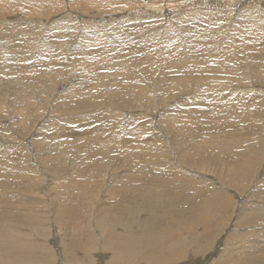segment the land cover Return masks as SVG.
Returning <instances> with one entry per match:
<instances>
[{"label":"rangeland","instance_id":"obj_1","mask_svg":"<svg viewBox=\"0 0 264 264\" xmlns=\"http://www.w3.org/2000/svg\"><path fill=\"white\" fill-rule=\"evenodd\" d=\"M5 1L7 3L0 1V28L4 26L6 27L5 29L9 31L5 32L6 35L15 34L19 36L20 39L18 42L24 41L26 39L27 34H25V32L29 23L31 22L33 24L35 18L40 19L37 15H35V10L39 9L38 12H42V18L48 19L47 22L49 19H52L50 22H53L54 19L63 18L62 21L65 23V25L73 26L65 28L61 27L59 24H56L57 27H52L49 29L51 33L60 34L61 32L71 34L79 33V30L81 33L80 35H82L85 31L89 33L90 31H93V29L95 30V28H97L102 34L101 36H98L99 41L94 44H96L97 47H99L98 45H101V48L104 50L105 45L109 40H111V43L113 46H115L114 49L117 51L114 52L107 50L104 51L105 53L103 52L107 56L101 57L105 67H101L102 72L100 73H109V75H115V73H117L115 75L116 78L118 77V79H121L124 74L132 72L135 70V68L132 64L128 63L124 67H119V65H116V62L123 57H127L128 59L129 56L133 54V52L136 54V52L140 51L142 48H148L152 56L151 60L155 67V73L169 71L170 75L166 79V83L164 84L165 86H157L155 84V91H153L152 85H148V83H146L147 86L144 88L148 91L145 90L146 97L140 106L135 109H131L128 112L118 110L114 116H111V112L105 109L103 111L85 112L78 111L77 109L60 112L55 110V113L58 112V117L52 119L49 118L48 120L43 121V124L40 127H35V124L30 123L29 127L32 129H26L24 127L26 123H10L11 121L8 118L9 112L7 114V111H5V109L8 108V105H2L4 107V117L0 118V152L3 153L6 151V153L4 157L0 156V163L8 160L14 161L16 163H25L28 165V172L24 171V168H26L25 166H21L20 168H16L17 170L14 169L15 176L8 177V170L1 166L0 202L4 201L1 204L6 206V208L8 206V209L13 211H21L22 208L25 207L27 209L28 207L29 211L24 209V211H22L27 212L30 215L41 217L42 221L40 225H37L38 227H34L32 230L28 231V233L23 232L22 229H17V232L25 237L26 243L31 244L29 246H33L34 244L41 245L42 249L36 251L40 256L38 263L48 264L50 262H54L55 264H60V259H58L57 243L61 244L67 239V235L64 233L66 228L64 229L63 226L59 227V225L53 222V206L55 205V201L52 197H56L55 194L58 195L57 191L54 190L53 185L56 183L58 184V180L56 181V178L58 177H55V175L51 173V170H49L50 175H43L40 172L41 169H45L46 166L51 169V166L48 165V161H43V159L47 160L50 149L40 148L39 143L44 142L48 138L69 137L68 133H74L76 135L78 133L80 134L81 131H79L77 128L73 129L74 124H80L83 126L86 122L90 123L92 121H96L99 127L101 125H109V130L110 128L113 129L111 130V136H103L101 138H98L97 136H91L95 140L94 143L111 142L112 147L110 144L109 147H111L110 149L112 151L109 149L110 152L107 154L108 150H95L94 161L101 162V154L105 152L107 154L105 160H107L109 164L113 165V167L117 169L116 170L114 168L115 170L110 171V173H117L118 176L113 178V181H110V186L108 187L106 186L104 179L103 181L101 180L102 182H100V179L106 178L108 174H104V176H102L101 174L92 172L88 180L90 182L98 181L100 184L99 189H97L98 191H96V196L94 195L92 200L91 194L85 195V200H81V202L78 203H81V206L84 207V209L78 204H75V206L79 207L78 210L82 211V214L79 218L80 222L82 224L85 222L83 225L85 227V231H88V234L94 240L92 245L91 243L88 244L89 241H85V246L81 249V251L78 252L80 256H85V264H105L107 259L112 257L113 250H108L103 246V239L104 236L106 238L105 233L109 228L105 224V220L102 222L96 218L95 213L96 209L106 205L105 202L109 200L112 191L110 188L114 181L116 184L121 186L125 183V180L119 178V174L121 172L125 170H128L132 173L138 172L140 176V185L143 189H147L148 187L155 188V183L160 184L161 186L164 185L163 188H157L161 190L155 189V195L157 192H162L160 194H162V196L165 195L163 198H167V202L162 204L161 207L157 208L156 214L158 215L162 213L171 200L173 201L176 199L172 195H168V197H172V199L167 197L165 188H167L166 186H168V184L164 183L165 181L163 178L165 177H163L162 174H159L160 170H157L156 172L151 168L150 172L147 169H139L134 161H125L126 159H123L121 163L115 162V160L120 162V159H122V151L120 150L119 145L122 142H128V139L131 138V136H129L130 134H128L126 131L134 127H137L138 134L136 133L137 136L133 135V137L130 139L131 145L133 142L137 144V140H147L154 136L152 139L157 141V143L151 146L154 148L155 153L159 155V160L157 162H162L165 160H162L161 158V154L164 152L165 154H169L170 157L175 156L179 158L181 161L183 158L182 155H185L187 151L191 155V164L183 167L182 173H184L183 175H185V178L188 182H192L191 186H201L206 191H223L231 200V205H233V213H241L237 225L232 226L231 224L230 226H226L223 231H221L219 236H215L212 239V247L209 250L205 251L204 253H197L196 255L192 256L193 263L191 264H219V260L221 258L223 259H221L220 264H226L228 257L224 251L223 236L228 235L229 231L226 233L225 231H227L229 227L234 229L228 235L227 241L232 242L231 246L235 248V251L238 252L236 249H238V247L241 245H239L240 242H238L237 239L231 240V237L236 233L243 234L241 236V240H248L258 248V250H248L251 258L254 261L264 264V223H254L251 219L252 217L248 218L252 209L258 207L257 200H259V197L257 198L254 195L264 194V186L259 185V182L264 181V82L258 79L259 73L257 71L252 73L249 71L250 69L247 70L246 68L245 70L238 71L235 69V65L232 63L234 59H241L244 62L247 61L248 59H244V56L247 55L250 59H253L254 68L257 69L260 64H256L254 61L258 60L259 58H264V49L255 48L260 47V42L258 40H252L251 47L254 48H252L250 51H244L242 53L240 52L239 38L242 33L236 26L237 19H246L257 16L259 14L258 8H242L239 18H237L236 16L241 9L240 6L246 4L248 1L238 2L239 5L235 6L234 8L232 7L233 5L231 3L230 4L232 6H227L225 4L227 0H210L213 4H216V6L223 4V6L219 9H212L214 6L211 8L206 0H123V2H117L116 0H91L92 4H90L88 0H56L55 7L51 4H45L44 0H38L39 5L35 8V10H33L32 6L30 5L31 0ZM258 1L264 10V0ZM7 6H10L11 8ZM84 6H93L95 10L100 12L97 14L96 12L90 14V11L84 10ZM4 7L10 10L2 11V8ZM69 17H72V19ZM79 18L86 22L85 24L79 23L76 26L74 19L79 20ZM244 23L249 24V22ZM98 24H101L100 26H102V28H100ZM139 26H141L140 28L149 32L152 31L149 39L143 42L144 44L140 43V41L137 42V35L134 34L136 31H138L137 28ZM87 27L88 30L86 29ZM246 27L250 26L247 25ZM246 27H243V29ZM111 29L114 30V32ZM208 33L209 36L211 35L210 38L206 36ZM143 39L145 38H142L141 40ZM69 43L74 47L73 51H76L78 40H76L75 37H72L69 39ZM118 44L119 46L117 48ZM191 45L192 49L190 51ZM66 47L69 48L68 46ZM138 47H141V49H138ZM133 49L134 51H132ZM187 49V53L189 51L190 52L187 54V56L183 57L182 53ZM44 51V44L41 41H37L23 47L22 55L29 57L28 63L29 67H32H30L31 69L35 67L39 68L40 65L41 68L51 65L65 66V64H63V59L66 58V52H58L56 54L59 59L57 58L55 62L58 61L59 63L57 62L56 64L54 61H50L51 65H48L47 63H38V66L37 62L35 61L37 53L39 54L40 58H37L36 60L43 61L44 58H41L44 55ZM119 53H123V55L116 62L112 63L111 58L115 54L119 55ZM97 59L98 58H96V60ZM171 59L175 61L174 65L171 64ZM100 60L93 67L88 68L85 72H75L67 75L66 77L64 76V73L67 67H57L59 76L64 78L62 81L64 89L72 84L78 85L80 82L78 86L84 90L85 94H93L95 91L92 90L90 92V89H92L90 83H92L93 87L96 85L97 76L100 74L97 71V68L100 65ZM108 60H110L109 63L107 62ZM129 66H131V68H129ZM17 68L18 69L12 70L13 76H17L20 69L23 70L21 67ZM176 68L179 70H176ZM198 68L201 71H199ZM196 70L198 73H196ZM177 71H180V75L177 74ZM207 71L215 73V77L220 76L222 78H228L227 74L237 76V82L233 79L223 81L224 87L220 85L219 87H216L218 93L214 92L213 88L207 84L202 90L192 92L190 88H186L185 90L183 89L182 91V89L177 87L175 83L173 85L170 83L171 79L181 77L182 74L186 77H196L195 75L198 76L204 72L207 73ZM110 81L113 83L115 80H111L110 76ZM170 91H172V93L168 94ZM211 95H222L224 98H227V100H229L227 102L228 107H238L240 104H244L245 106L249 104V106H252L250 105L251 102L253 105L263 103V109L261 106H257L256 109L259 112L257 113V119L255 118L247 122L241 121L240 123H236V126L233 122H230L231 120L229 121L230 124L224 121V118L226 119V117H222V109L224 108L223 106L212 110L206 105V103L209 101L208 98ZM252 99L254 102H252ZM43 104L44 103L38 104L40 106V111L38 112H43L44 109L46 111L49 110L50 106L52 105V101L51 103L49 101L48 105L42 106ZM250 110L253 111V109ZM76 116H80V118L75 120ZM169 118L171 119L170 123L165 125L169 122ZM183 118H185L184 123L186 126H184L181 121H179ZM31 119H38L35 112L34 118L32 116ZM118 120L120 123H118ZM61 122L64 123L66 127H60L62 124ZM190 124L192 125L191 129L189 127ZM212 125L213 127L211 128ZM228 126L229 128H227ZM92 128L94 127L86 128L85 133H91ZM210 128L211 130L209 131ZM167 129L173 130L175 134H172ZM104 130H106L104 135H108L107 133H109V131H107V129ZM35 131H41L42 134H38ZM33 133H35V135H33ZM255 133H258L260 137H255ZM177 134H179V136H185L186 138L189 137L191 139L190 143L193 144H190L189 142H185L182 145L180 143L172 144L170 139L173 138L170 136L174 135L175 137ZM200 137L202 139H200ZM188 144L190 146H187ZM213 145H217V147L220 148H229V151L231 148L237 149V151L249 149V157L251 160L255 161L256 165L255 178L253 179L250 176L247 180H245V182L235 180L232 178L231 171L228 168V162L226 160L220 159L219 157L218 160L220 162L212 161L210 163L203 164V162H201V160L197 157L202 153V150L206 146H211L210 154L217 155V152L213 151ZM181 146H183V149ZM135 148L137 149H134V151H139L140 147ZM215 149L217 148L215 147ZM86 151V149L84 150L82 148H72L69 150L67 152L65 163L58 165L62 170L59 173H76V175H78L81 172L82 162L86 163L83 166L90 164V157L87 156V154L92 153ZM137 153L139 154V152ZM208 160L209 159L205 161ZM154 161L155 158L150 162ZM170 163L172 166H174L172 160ZM70 164H72L71 167L69 166ZM16 171L22 172L23 176H20V174H18ZM16 175L19 177L17 178ZM174 176L179 178L182 175L180 176V174H174ZM77 181H80V179L78 178ZM75 182L76 180H73L70 184H75ZM241 183H243V185H240ZM61 186L63 187L62 184H60L59 187L62 188ZM169 188V191L167 190L168 194L171 192ZM190 190L191 189H188L187 193H189ZM251 194L253 196H251ZM50 198L53 199H51V202ZM148 199H144L142 203H147L148 205L153 206L158 205L155 203L156 200L155 197H153V194L151 195V198ZM168 199L171 200L169 201ZM85 201H88L89 203L86 202L85 204ZM47 203L51 206V208ZM122 204L126 205V203ZM94 207L97 208L95 209ZM262 211L264 212V208ZM91 212L92 214H89ZM27 213L26 215H28ZM146 215H148V212L141 210L136 214V218H143ZM229 215L231 216V210ZM256 215L259 219H263V215L260 213V211H258ZM229 217L227 219H229ZM232 217L231 220H234L235 215H232ZM82 218L85 219L84 222ZM221 225L222 222H218L213 228L218 231L221 228ZM121 227L122 226H117V228L115 227L118 233ZM55 230H57V232ZM253 231H255L257 234ZM178 235L189 244L188 251H192V249L196 247L197 242L192 236L187 235L185 232H178ZM178 248L179 247L176 242H171L169 249L163 254H159L160 256L164 257L165 264H168V261L178 251ZM238 257L241 259L242 254L240 253ZM161 260L162 259H155V264H164L161 262ZM188 261H190L189 257L185 258L178 264H188Z\"/></svg>","mask_w":264,"mask_h":264},{"label":"bare ground","instance_id":"obj_2","mask_svg":"<svg viewBox=\"0 0 264 264\" xmlns=\"http://www.w3.org/2000/svg\"><path fill=\"white\" fill-rule=\"evenodd\" d=\"M0 1L7 3L5 0H0ZM116 1L123 2V0H116ZM206 1L208 2L211 8L214 6L212 9H219L220 7L223 6V4L216 6V4H213L210 0H206ZM243 1L244 2L248 1V2L240 6L241 9L236 16L237 18H239L242 8L243 9L258 8L259 14L251 18L237 19L236 26L238 30L242 33L239 38L240 52L242 53L244 51H250L252 48H254L251 47L252 40H258L260 42V47H255V48L264 49V10L263 7L260 5L259 1L258 0H232V1L227 0L225 4L227 6L232 4L233 6L232 5L231 6L235 8V6L239 5L238 2H243ZM88 2L92 4L91 0H88ZM44 3L54 5L55 7L56 0H44ZM30 5L32 6L33 10H35V8L39 5V2L38 0H31ZM7 7L11 8L10 6ZM9 10L10 9H6L5 7L2 8V11H9ZM84 10L90 11V14L95 12L97 14L98 12H100L98 10H95L93 6H84ZM38 11L39 9L35 10V15H37L40 19L35 18L33 24L31 22L29 23L25 32L27 36L24 41L18 42L20 37L15 34L6 35L5 32H7L8 30L5 29L6 28L5 26L0 28V50H1L0 118L4 117V113H3L4 107L2 105H8V108L5 109V111H7V114L9 112L8 118L11 121V122L9 121L10 123L13 122L26 123L24 127L26 129H32L31 127H29L30 123L35 124V127L36 126L40 127L42 126L43 121H46L49 118L52 119L58 117V112L70 111L72 109H77L78 111L81 112L103 111L105 109L111 112V116H114L116 114V111L118 110L128 112L131 109H135L139 107L140 104L145 99L146 89L144 87L147 86L146 83H148V85L149 84L152 85L153 86L152 89L153 91H155V84L157 86L164 85L166 83V79L170 76L169 71H166L167 73L166 72L155 73V67L152 64V60H151L152 56L149 49L148 48L141 49V47H138V49H141L140 51L136 52V54L135 52H133V54L129 56L128 59L127 57H123L119 59L123 55V53H119V55L115 54L111 58L112 63L116 62L119 59L116 62V65H119V67L120 66L124 67L126 66L127 63L132 64L135 70L128 73L129 75L124 74L123 77H121V79H118V77L116 78L115 76L117 73H115V75L112 74L109 75V73L105 74L104 72L100 73L102 72L101 67L102 66L105 67L102 62L103 59H101L102 56L103 57L107 56L106 54H104L105 53L104 51L107 50L114 52L117 51L114 49L115 46H113L111 40H109L108 43L105 45V50H104L101 48V45H98L99 47H97V45L94 44L97 41H99L98 36H101L102 34L101 31L97 28H95V30L93 29V31H90L89 33L87 31L85 32L83 31L84 33L82 35H80L81 33L79 30H78L79 33H71V34L61 33V32L60 34L51 33L49 29H51L52 27H57L56 24H59L61 27H65V28L67 27L69 28L73 26L65 25V23L62 21L63 18L54 19L53 22H50L52 19L51 20L49 19V21L47 22L48 19L42 18V12H38ZM69 18L72 19V17ZM77 19H74L76 26L79 23L85 24L86 22L81 18H79V20ZM244 22H249V24H245ZM100 25L98 24V26L102 28V26ZM247 25H249L250 27H246ZM140 27L141 26L137 28L138 31H136L134 34L137 35V42L140 41V43H143L149 39V37L152 34V31L149 32ZM243 27L246 28L243 29ZM86 29L88 30V27ZM112 31L114 32V30ZM206 36L209 38L211 37V35L209 36V33L206 34ZM72 37H75V39L78 40L76 51H73L74 47L71 46V44L69 43V39H71ZM142 38L145 39L141 40ZM37 41H41L44 44V49H45L44 55L41 58V59L44 58L43 61L36 60L37 58H40L39 54L37 53L35 61L37 62L38 66L39 64L42 63L45 64L47 63L48 65L49 64L51 65L50 61H54V63L57 64L58 61L55 62V60H57L58 58L56 54L58 52H66L65 54L66 58L63 59L64 62L62 61L63 64H65V66L51 65L41 68L40 65L39 68L35 67L31 69L32 67L30 66L31 67L30 68L28 63L29 57L23 56L22 50L23 47L28 46L31 43ZM66 46H68L69 48H67ZM118 46L119 44L117 45V48ZM191 49H192V45L190 46V51ZM132 51H134V49ZM187 51L188 49L182 53L183 57L187 56V54L190 52L189 51L187 53ZM96 58L98 59L96 60ZM244 59H248V60L245 62L241 59L233 60L232 63L235 65L234 66L235 69L240 71V70H245L246 68L247 70L250 69L249 71H251L252 73H254V71H257L259 73L258 79L264 82V58H259L258 60L254 61L256 64L261 65V66L259 65L257 69L254 68L252 58L250 59L247 55H245ZM99 60H100V65L98 66L97 71L100 74H98L97 76L96 85L93 87L92 83H90V85L92 86L90 92L92 90L95 91L93 94H85L84 90L80 88V86H78L80 82L78 83V85L72 84L69 85L66 89H64V86L62 85V81L64 78H61L59 76L57 67H65V68L67 67L64 73V76L66 77L67 75L75 72H85L88 68L93 67ZM107 62L109 63L110 60H108ZM170 62L172 65L175 64V61L173 59H171ZM8 63H12V64H8ZM17 67H21L23 70L20 69L18 71V75L13 76L12 70L18 69ZM129 68H131V66H129ZM176 70L179 69L176 68ZM179 73L180 71L179 72L177 71L178 75H180ZM196 73H198L197 70ZM214 75L215 73L208 71L207 73L204 72L198 76L195 75L196 77L194 76L186 77L185 75L183 76L182 74L181 77H176L174 79H171L170 83L171 85L175 83L177 87L182 89V91L183 89L185 90L186 88H190L192 92H197L202 90L207 84L211 88H213L214 92L218 93L216 87L217 86L219 87V85L224 87L223 81L228 79H233L234 81L237 82V76H232L231 74L229 75L227 74L228 78H222L220 76L215 77ZM110 76H111V80H115L113 83L110 81ZM235 85H239V84H235ZM170 93H172V91H170L168 94ZM208 100L209 101L206 103V105L212 110L220 106H223L224 107L222 109L223 115L222 113L221 115L222 117L223 116L226 117V119L224 118V121L229 123V121L231 120L230 122H233L235 125L236 123H240L241 121L247 122L249 120H253L256 117H258L257 113L259 112L256 109L257 106H261L263 109V103H258L253 105L251 102L250 105L252 106H249V104L246 106L244 104H240L238 107L237 106L228 107L227 102L229 100H227V98H224L222 95L221 96L211 95L209 96ZM49 101L50 103L52 101V105L50 104L51 105L50 109L47 111L44 109L43 112H38L40 111V106L38 104L44 103L42 106H45L49 104ZM252 102H254L253 99ZM250 109H253V111ZM55 110H58V112L55 113ZM34 112L38 117V119L36 120L31 119L32 116L34 118ZM79 118L80 116H76L75 120H78ZM185 118L179 120L184 126H186L184 123ZM168 121L169 122L166 123L165 125H168L171 119L169 118ZM118 123H120L119 120ZM73 126H74L73 129L77 128L79 131H81V133L80 134L78 133L76 135L74 133L67 132L69 134V137L48 138L44 142L39 143L40 148L50 149V151L48 152L49 155L47 157V160L43 159V161H48V165L51 166V169H49L46 166V168L41 169L40 172L43 175H50L49 170H51V173H53L55 177L59 178V179L56 178V181L58 180V184L56 183L53 185L54 190L57 191L58 193V195L55 194L56 197L54 196L52 197L55 201V205L54 204H53L54 206L52 205L54 208L53 222L59 225V227L63 226L64 229L66 228L64 233L65 235H67L66 241H64L61 244L57 243L58 259H60V264H85V256H80L78 252L81 251V249L85 246V241H89L88 244L91 243V245L92 242H94V240L88 234L89 232L88 231L86 232L85 227L83 226L85 223L84 222L85 219L82 218L84 222L83 224L80 222L79 218L80 215L82 214V211L81 210L79 211L78 210L79 207L75 206V204L77 205L79 202H81V200H85L84 197L86 194H91L92 200H93V196L94 195L96 196V191H98L97 189H99L100 184L98 183V181L90 182L88 180L89 177L91 176V173L96 172L97 174H101L102 176H104V174H108L106 178L100 179V182H102L104 179L106 186L108 187L110 186V181L111 180L113 181V178L118 176L117 173L116 174L110 173V171L115 170L116 168L113 167V165L109 164L107 160H105V157L111 150L110 149L112 147L111 142L94 143L95 140L91 137V136H97L98 138H101L103 136H111V130L113 128H110L109 130V125H101L99 127L96 121H92L90 123L86 122L83 126H81L80 124H74ZM60 127H66V125L62 123ZM91 127H94L91 129V133H85L86 128H91ZM189 127L191 129L192 125L190 124ZM212 127L213 125L211 126V128ZM211 128L209 129V131L211 130ZM227 128H229V126ZM104 129H107V131H109V133H107L108 135H104L106 131ZM137 130H138L137 127H134L128 129L126 132L130 134L129 136H131L132 138L133 135L137 136L136 135ZM168 131L171 132L172 134H175L173 130H168ZM35 132L38 134H42L41 131H35ZM33 135H35V133H33ZM255 135H256L255 137H260L258 133H255ZM170 137L173 138L170 139L172 144L180 143L182 145L185 142L190 143L191 141L189 137L186 138L185 136H179V134H177V136L175 137L174 135ZM152 138L147 140H137L136 142L137 144L133 142L132 145L130 139H128L129 140L128 142L127 141L122 142L119 145V148L122 151V159H120V162L116 160L115 162L121 163L123 159H126L125 161L128 160L134 161L139 169L141 168L147 169L150 172H151V168L154 169L156 172L157 170H160L159 174H162V176L165 177L163 178L165 181L164 183L168 184V186H166L167 188H165V193L167 194V197L168 195H172L176 199L172 201L171 200L172 197H168L171 198L170 199L171 201L168 199L170 203H168L166 208L162 211V213L158 215L156 214L157 208L161 207L162 204L167 202L166 201L167 198L166 199L163 198V196L165 195L162 196V194H160L162 192H157L155 195V189L163 188L164 185L161 186L160 184L155 183V188L148 187L147 189H143L142 186L140 185V176L138 172L132 173L128 170L121 172L119 174V178L125 180V183L121 186L119 184H116L114 181L113 185L110 188L112 189V191L109 200L105 202L106 205L103 204L104 206L99 207L98 209H96L97 207H94L96 209V213H95L96 218H98L102 222L103 220H105L104 222L109 228L105 233L106 238L104 236L103 246L108 250L112 249L113 254L111 258L107 259L105 264H155V259L156 260L162 259L161 262L165 264L164 257L160 256L159 254H163L164 252H166L169 249L171 242H176L179 248L178 251L173 255V257L168 261V264H178L187 257L190 258L188 264H191L193 263V259H192L193 255H196L197 253H204L205 251L209 250L212 247L211 245L212 239L215 236H219V234H221V231H223V229L226 226L228 225L230 226L231 224L232 226H236L239 220L241 213L240 212H237L236 214L233 213L232 211L233 205H231V200L223 191L221 190L206 191L201 186H191L192 182H188L186 180L185 175H183L184 173H182L183 171L182 168L188 164H191L190 153L186 151L185 155L184 154L182 155L183 158L180 161L179 158L175 156L170 157L169 154H165L164 152L163 154H161V158L162 160L163 159L165 160L162 162H157L159 160L158 158L159 155L155 153L154 148L151 146V145H155L157 141L153 140ZM200 139L202 138L200 137ZM109 144L111 145V147H109ZM187 146L190 145L188 144ZM135 147H140L139 151H134V149L135 150L137 149ZM181 147L183 149V146ZM215 147L217 149H215ZM72 148H82L84 150L86 149L87 151L91 152L92 154L86 153L87 156L90 157L89 158L90 164L87 166H83L86 163L82 162L81 172L78 175H76V173H59L62 170L61 167L58 165L65 163V160L67 158V152ZM210 148L211 146L210 147L206 146L202 150V153L197 157L198 159L201 160V162H203V164H207L212 161L220 162L218 160L219 157L220 159L226 160L228 162L229 164L228 168L231 171L232 178H234L235 180H239L240 182H245V180H247L250 176L253 179L255 178L256 165H255V161L251 160L249 157V153H250L249 149L237 151V149L231 148L229 151V148H223V147L220 148L217 147V145L216 146L213 145V151L217 152L216 155V154H210ZM95 150H108L107 154L105 152L101 154L102 157L101 162L94 161ZM137 152H139V154ZM5 153L6 151L1 153L0 156L4 157ZM154 158H155L154 161L155 165L154 162H150ZM203 158L205 160L207 159L209 160L205 161ZM171 160L173 161L174 166H172V164L170 163ZM1 166L5 167L8 170L9 173L8 177L15 176L14 169L17 170L16 168H20L21 166L22 167L25 166L27 169L24 168V171L28 172V165H26L25 163H16L14 161L8 160L1 162L0 168ZM69 166L71 167L72 164H70ZM22 172L18 171L17 173L20 174V176H23ZM0 173H1V169H0ZM174 174L177 175L180 174V176L181 175L182 176L177 178L176 176H174ZM18 177L19 176H17V178ZM78 178L80 179V181H77ZM73 180H76L75 184H70ZM259 183L260 186H264V181H261ZM60 184L63 185V187L61 186L62 188L59 187ZM240 185H243V183H241ZM168 188L171 191L169 194L167 193ZM188 189L192 190V191L190 190L191 192V193L189 192L190 194L187 193ZM157 190H161V189H157ZM152 194L153 197H155L156 200L155 203L158 204L157 206L148 205L147 203H142L144 199L151 198ZM251 196L253 195L251 194ZM254 196H256L257 198L259 197V200L256 199L258 201L257 202L258 207L252 209V211L249 213L248 218L252 217L251 219L254 223H264V212L262 211V209L264 208V194L263 195L256 194ZM52 198H50V202ZM244 200H249V199H244ZM3 202H0V264H9V263L39 264L38 259L40 258V256L37 254L36 251L42 249L41 245L34 244L33 246H29L31 244L26 243L25 237L22 234H19L17 232V229H22L23 232L28 233V231L40 225L42 221L41 217L30 215L27 212H23L24 210L29 211L28 207L27 209L25 207L22 208V210L24 209L23 211L10 210L8 209V206L6 208V206L1 204ZM86 202L88 201H85V204ZM122 203H126V205ZM78 205L81 206V203ZM81 208L84 209V207L82 206ZM141 210L147 211L148 215L138 219L136 218V214ZM230 210H231V216L229 215ZM258 211H260V213L263 215V219H259L257 217L256 213ZM26 213L28 215H26ZM89 214H92V212ZM232 215H235L234 220H231ZM228 217L229 219H227ZM218 222H222V225L221 228L218 231H216L213 227ZM117 226L118 227L122 226L119 233L118 231H116ZM233 229L234 228L229 227V229L225 231V233L229 231L228 232L229 235ZM55 231L57 232V230ZM178 232L179 233L185 232L187 235L192 236L195 239L197 244L196 247L192 249V251H188L189 244L181 236L178 235ZM253 232L256 233L255 231ZM228 235L223 236L224 251L226 252V256L228 257V261L226 262V264H261L258 261H254L251 258L250 253L248 252L249 249L258 250L256 245L252 244L248 240H241V236L243 234L236 233L231 237V240L237 239L238 242H240L239 245L241 246H239L238 249H236L238 250V252H236L235 248L231 246L232 242L227 241ZM240 253L242 254L241 259H239L238 257ZM221 259L219 260V264ZM48 264H55V263L50 262Z\"/></svg>","mask_w":264,"mask_h":264}]
</instances>
